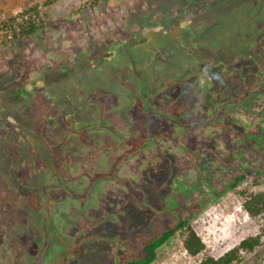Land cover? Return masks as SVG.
Listing matches in <instances>:
<instances>
[{
  "label": "rangeland",
  "instance_id": "1",
  "mask_svg": "<svg viewBox=\"0 0 264 264\" xmlns=\"http://www.w3.org/2000/svg\"><path fill=\"white\" fill-rule=\"evenodd\" d=\"M33 6L44 28L0 35V264H122L183 220L213 257L261 232L229 185L264 170V0H0V21ZM153 264L197 261L174 236Z\"/></svg>",
  "mask_w": 264,
  "mask_h": 264
},
{
  "label": "trees",
  "instance_id": "2",
  "mask_svg": "<svg viewBox=\"0 0 264 264\" xmlns=\"http://www.w3.org/2000/svg\"><path fill=\"white\" fill-rule=\"evenodd\" d=\"M42 28L44 23L36 6L24 8L8 19L0 21V35L3 36L4 43L29 37ZM19 98L13 90L7 93V99L10 101H16ZM174 107L177 106L173 103L168 106L171 109ZM245 180H249L250 184L239 188ZM262 185H264V170L261 173L243 172L229 185V188L234 189L240 198L241 207L250 219L264 218V189L254 191L251 188ZM174 236L178 237L181 248L189 257L196 260L197 264H239L242 262L243 254H252L262 245L264 227L261 228L260 233L244 237L220 256L213 257L188 220H183L145 244L142 247V253L137 257L125 259L122 264H153L157 259V250ZM262 255L264 251L254 258L253 264H261Z\"/></svg>",
  "mask_w": 264,
  "mask_h": 264
},
{
  "label": "flooded vegetation",
  "instance_id": "3",
  "mask_svg": "<svg viewBox=\"0 0 264 264\" xmlns=\"http://www.w3.org/2000/svg\"><path fill=\"white\" fill-rule=\"evenodd\" d=\"M204 82H205V84H206V82H207V77L202 79V82H201V83H203V85H204ZM201 85H202V84H201ZM179 93H181V95H182V94L184 93V91H182V89H181V90L179 89ZM193 111L196 112L197 110L194 109ZM202 111H203V110H200V111H198V113H199V112H202ZM202 113H203V112H202ZM202 124H204V123H202Z\"/></svg>",
  "mask_w": 264,
  "mask_h": 264
}]
</instances>
